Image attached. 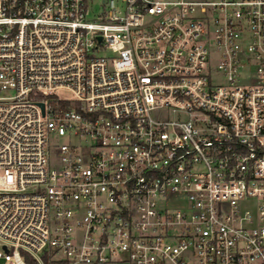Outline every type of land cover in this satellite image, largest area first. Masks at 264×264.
Instances as JSON below:
<instances>
[{"label":"built area","instance_id":"1","mask_svg":"<svg viewBox=\"0 0 264 264\" xmlns=\"http://www.w3.org/2000/svg\"><path fill=\"white\" fill-rule=\"evenodd\" d=\"M0 243L264 264V0H0Z\"/></svg>","mask_w":264,"mask_h":264},{"label":"rangeland","instance_id":"2","mask_svg":"<svg viewBox=\"0 0 264 264\" xmlns=\"http://www.w3.org/2000/svg\"><path fill=\"white\" fill-rule=\"evenodd\" d=\"M59 94L63 97H70L71 93L67 90H61L59 92ZM81 140L78 139V138H72L71 140L67 139L66 137L64 136H57L55 138V143L56 145L60 146L61 144H64V143H68V142H71V143H79ZM0 250H2V246H1V243H0ZM0 264H7L6 260L3 259V258H0Z\"/></svg>","mask_w":264,"mask_h":264},{"label":"water","instance_id":"3","mask_svg":"<svg viewBox=\"0 0 264 264\" xmlns=\"http://www.w3.org/2000/svg\"><path fill=\"white\" fill-rule=\"evenodd\" d=\"M42 104V103H41ZM42 106H43V104H42Z\"/></svg>","mask_w":264,"mask_h":264}]
</instances>
